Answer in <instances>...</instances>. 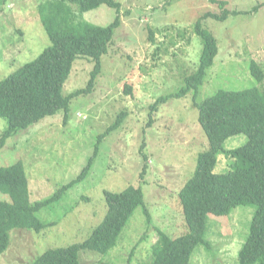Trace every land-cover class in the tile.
<instances>
[{"label":"rangeland","instance_id":"obj_1","mask_svg":"<svg viewBox=\"0 0 264 264\" xmlns=\"http://www.w3.org/2000/svg\"><path fill=\"white\" fill-rule=\"evenodd\" d=\"M117 1L123 4L122 24L102 58L94 91L72 99L66 119L65 111L59 110L9 137L0 149V166L22 160L31 200L48 198L82 173L100 134L117 115L125 111L126 118L99 144L88 176L38 213L44 222L55 225L39 233L12 230L11 245L0 255V264H34L48 248L87 239L106 213V189L121 191L141 184L151 223L138 207L118 244L106 255L82 250L84 263L150 264L151 245L157 241L159 230L170 236L186 230L179 192L195 172L198 154L208 147L193 94L160 105L153 127L145 128L149 126L150 106L167 92L178 91L183 75L197 68L202 41L194 34L193 24L204 13L222 8L219 0ZM226 1L224 8L229 9L263 6L251 15H231L225 21L205 19V25L219 39L220 52L198 101L222 88L240 90L253 85L251 60L264 69V0ZM44 2L53 0L0 1V80L51 44L40 14ZM73 11L77 20L101 25L116 16V10L106 4L83 14L76 6ZM93 67L92 59H77L64 94L85 88ZM126 84L132 86V94L125 91ZM6 127L0 118V137ZM246 141L247 136L239 134L227 139L224 146L234 148ZM143 142L147 158L141 151ZM231 164L232 158L220 154L215 171L226 172ZM0 200L10 202L11 197L0 190ZM253 213V205H240L229 215H209L206 238L210 245L198 247L190 264H239V250L248 238Z\"/></svg>","mask_w":264,"mask_h":264},{"label":"trees","instance_id":"obj_2","mask_svg":"<svg viewBox=\"0 0 264 264\" xmlns=\"http://www.w3.org/2000/svg\"><path fill=\"white\" fill-rule=\"evenodd\" d=\"M218 3L222 11L204 13L193 24L194 34L202 41L197 68L192 73L183 75V85L178 91L167 92L150 106L149 126H146L145 131L153 127L155 112L160 105L174 98L193 94L194 108L199 113L198 121L208 139L207 149L198 154L195 172L179 192L186 230L179 236H170L159 230L157 241L151 245L150 264H190L198 247L210 245L206 238L209 215H229L233 208L240 205H253L254 213L248 238L239 250V264H264L263 67L251 60L249 72L255 78L253 85L240 90L222 88L198 101L209 69L220 52L219 39L205 25V19L210 17L225 21L231 15H251L263 3L251 9L224 8L228 4L226 0H219ZM103 4L116 10V16L110 23L101 25L83 18L76 19L73 6L83 14ZM122 9L123 4L117 0H53L52 3L44 2L40 5V14L51 44L34 59L0 80V118L7 123L0 137V149L20 129H27L59 110L65 111L66 119L72 99L94 91L103 67L102 58L109 52L114 35L122 24ZM150 38L154 40V31H151ZM80 58H89L94 62L91 77L85 88L65 95V83L74 62ZM125 91L132 94V86L126 84ZM126 115L125 111L120 112L114 123L100 134L94 154L82 173L76 179L61 185L48 198L31 200L29 178L22 160L0 166V190L11 197L10 202L0 200V255L11 245L12 230L21 228L39 233L48 226L55 225V222H44L38 213L45 206L61 199L70 187L88 176L99 151V144L123 124ZM239 134L247 136L245 143L234 148L224 146L227 139ZM145 147L143 142L142 152ZM220 154L232 158L230 169L222 173L215 171ZM144 156L148 157L145 153ZM146 166L140 174L141 179L145 175ZM104 196L106 213L87 239L48 248L36 258L34 264H86L82 253L80 254L82 250L108 254L118 244L138 207L143 208L147 223H151L152 217L146 207L141 184L129 185L121 191L106 189Z\"/></svg>","mask_w":264,"mask_h":264}]
</instances>
